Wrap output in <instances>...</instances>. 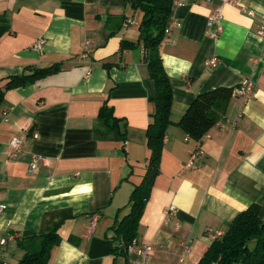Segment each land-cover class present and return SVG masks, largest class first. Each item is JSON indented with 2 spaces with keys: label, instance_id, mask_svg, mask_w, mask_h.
I'll return each mask as SVG.
<instances>
[{
  "label": "crops",
  "instance_id": "1",
  "mask_svg": "<svg viewBox=\"0 0 264 264\" xmlns=\"http://www.w3.org/2000/svg\"><path fill=\"white\" fill-rule=\"evenodd\" d=\"M235 1L221 7L219 32L206 20L220 0H180L171 9L178 25L159 52L172 85V123L135 237L150 250H128L130 264H196L240 210L252 203L264 209V35L257 33L264 0ZM140 20L129 0H0V87L28 67L62 63L58 72L5 90L0 103V264H17L21 233L44 230L48 213L59 210L74 217L58 228L46 264L124 263L111 251V225L128 212L150 154L154 82L138 43ZM37 39H44L41 50L33 47ZM122 40L135 46L120 49ZM244 81L252 83L245 99L238 93ZM216 87L234 90L195 141L176 122L198 93ZM104 103L127 125L122 139L96 133ZM14 137L17 150L9 145ZM33 154L41 163L29 172ZM169 205L177 213L166 220Z\"/></svg>",
  "mask_w": 264,
  "mask_h": 264
},
{
  "label": "trees",
  "instance_id": "2",
  "mask_svg": "<svg viewBox=\"0 0 264 264\" xmlns=\"http://www.w3.org/2000/svg\"><path fill=\"white\" fill-rule=\"evenodd\" d=\"M134 10L141 12L138 26V43L144 49V59L147 62L149 76L154 82V92L149 97L152 110L145 130L146 146L150 150L145 172L141 181L130 192L128 212L111 225L117 242L111 247L115 256L124 257L123 264H130L126 258L128 246L138 235V222L148 200L154 179L159 173L163 139L167 128L172 123L170 108L172 103V85L169 76L162 65L159 45L164 38V31L171 19L174 0H129ZM135 44L122 40L120 49L134 47ZM61 62L48 67H28L29 72L14 75L6 79L0 87V103L4 91L16 88L46 75L58 72ZM233 88L216 87L198 93L185 110L176 125L187 136L200 141L205 133L216 123L217 113L224 108L226 101L232 95ZM98 121L95 131L101 138L122 139L126 132V123L113 115L112 107L104 103L98 110ZM50 226L39 232L24 230L17 240L23 255L17 264H46L54 245L60 242L58 228L67 218L74 217L68 210L48 213ZM76 237L69 241L76 243ZM264 264V209L257 203H252L240 210L230 221L227 229L220 237L211 240L196 264Z\"/></svg>",
  "mask_w": 264,
  "mask_h": 264
},
{
  "label": "built area",
  "instance_id": "3",
  "mask_svg": "<svg viewBox=\"0 0 264 264\" xmlns=\"http://www.w3.org/2000/svg\"><path fill=\"white\" fill-rule=\"evenodd\" d=\"M221 1V6L219 8H217L213 13L209 14L206 20V24L208 26H212L215 25L217 32H219L221 30V18H222V10L221 7L223 5L226 4H230V5H236V1L235 0H220ZM180 4V0H174L173 5H179ZM242 8V7H241ZM243 9V8H242ZM248 13H251L248 10ZM178 22L176 21V19L171 18L169 21V24L167 25V27L165 28V35H170L171 34V28L172 27H176L178 24ZM257 33L259 35H264V14L261 17L260 23L257 27ZM44 43V39H37L34 43H33V47L37 50H41L42 45ZM85 45H87V42L85 43ZM217 57L213 56L211 57L209 60L206 61V65H209L210 67H215L217 64ZM252 89V83L251 81H244L239 87H238V93L239 95L245 99L247 93L249 91H251ZM35 135V134H34ZM9 145L12 149L17 150L20 146V139L17 137L12 138L9 141ZM194 158H195V154L191 153L190 154V158L188 160V162L186 163L187 166H190L194 163ZM41 157L39 155H35L33 154L29 163H28V171L32 172L35 169H38L40 163H41ZM4 210V205L0 204V212H2ZM165 213H170V214H175L177 213V209L175 206L173 205H169L166 210ZM96 216L93 217L91 226L88 230V233H90V231L92 230L94 224L96 223ZM166 220H169L168 218V214L166 217ZM222 234L219 232L216 234V237H220ZM128 250H136L140 253H142L144 256H146L148 254V251L150 250V246L149 245H144L143 247H137L136 246V239L134 238L131 241V244L128 246Z\"/></svg>",
  "mask_w": 264,
  "mask_h": 264
},
{
  "label": "rangeland",
  "instance_id": "4",
  "mask_svg": "<svg viewBox=\"0 0 264 264\" xmlns=\"http://www.w3.org/2000/svg\"><path fill=\"white\" fill-rule=\"evenodd\" d=\"M231 264H241V263H239V262H233V263H231Z\"/></svg>",
  "mask_w": 264,
  "mask_h": 264
}]
</instances>
